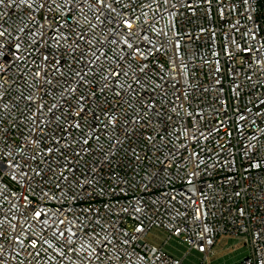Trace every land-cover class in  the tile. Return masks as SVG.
<instances>
[{
    "label": "built area",
    "instance_id": "1",
    "mask_svg": "<svg viewBox=\"0 0 264 264\" xmlns=\"http://www.w3.org/2000/svg\"><path fill=\"white\" fill-rule=\"evenodd\" d=\"M0 33V264H264V0H4Z\"/></svg>",
    "mask_w": 264,
    "mask_h": 264
},
{
    "label": "rangeland",
    "instance_id": "2",
    "mask_svg": "<svg viewBox=\"0 0 264 264\" xmlns=\"http://www.w3.org/2000/svg\"><path fill=\"white\" fill-rule=\"evenodd\" d=\"M166 238V233L154 229L146 237L149 242H162ZM166 248L176 256H180L185 252L184 244L179 243L177 239L171 238L166 244ZM215 253L211 257L210 262L203 264H232L233 261L242 258L247 254V246L243 238H222L214 247ZM190 264H201V256L196 252H191L188 256Z\"/></svg>",
    "mask_w": 264,
    "mask_h": 264
},
{
    "label": "snow or ice",
    "instance_id": "3",
    "mask_svg": "<svg viewBox=\"0 0 264 264\" xmlns=\"http://www.w3.org/2000/svg\"><path fill=\"white\" fill-rule=\"evenodd\" d=\"M102 2V0H101ZM4 0H0V4H3ZM0 35H3V33H0ZM0 56H4L5 59H7L9 57V54L6 52H0ZM44 59H47V57H45ZM37 75H39V73H37ZM37 216L41 215L39 212L36 213Z\"/></svg>",
    "mask_w": 264,
    "mask_h": 264
}]
</instances>
